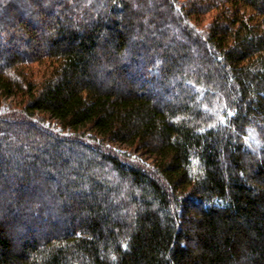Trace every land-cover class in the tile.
<instances>
[{
	"label": "trees",
	"instance_id": "obj_1",
	"mask_svg": "<svg viewBox=\"0 0 264 264\" xmlns=\"http://www.w3.org/2000/svg\"><path fill=\"white\" fill-rule=\"evenodd\" d=\"M0 264H264V0H0Z\"/></svg>",
	"mask_w": 264,
	"mask_h": 264
},
{
	"label": "rangeland",
	"instance_id": "obj_2",
	"mask_svg": "<svg viewBox=\"0 0 264 264\" xmlns=\"http://www.w3.org/2000/svg\"><path fill=\"white\" fill-rule=\"evenodd\" d=\"M202 18H203V17L199 18V20H202ZM12 101H13L12 98H7V99L2 98V99H1V102H2V104H3L4 106L9 105ZM117 146L120 148V147L125 146V145H123V144H118ZM136 154H137L138 156H140L143 160L147 161V162L151 161L147 155H145V154H143V153H141V152H136Z\"/></svg>",
	"mask_w": 264,
	"mask_h": 264
}]
</instances>
